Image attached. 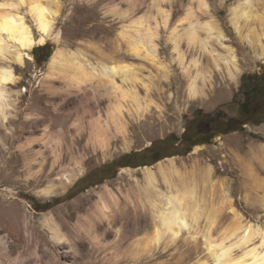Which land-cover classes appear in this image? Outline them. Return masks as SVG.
<instances>
[{
  "label": "rangeland",
  "instance_id": "rangeland-1",
  "mask_svg": "<svg viewBox=\"0 0 264 264\" xmlns=\"http://www.w3.org/2000/svg\"><path fill=\"white\" fill-rule=\"evenodd\" d=\"M41 1L57 11L45 43L49 59L33 55L45 44L27 50L33 58L7 39L0 51V69L13 73L0 99V264H215L206 235L224 240L233 259L253 249L264 253V122L257 123L264 118V90L251 100L244 129L219 132L189 152L185 145L217 110L239 115L242 75L264 72V56L257 54L264 52V0H252L242 34L231 18L245 0H207L203 8L198 0ZM30 2L0 0V11L20 14L39 37ZM213 20L222 42L235 50V78L184 34L192 21ZM144 44L156 48L150 57ZM211 45L226 53L220 43ZM58 48L89 73L67 61L55 71L50 59ZM105 64L130 66L132 77L117 75L116 89L95 76ZM193 79L204 90L197 98L189 95ZM117 109L126 123L121 130L111 117ZM223 127L216 123L213 130ZM155 150L172 155L151 162ZM66 172L75 174L73 182L52 193ZM192 180L198 217L177 238L161 234L154 212L163 205L159 193Z\"/></svg>",
  "mask_w": 264,
  "mask_h": 264
},
{
  "label": "bare ground",
  "instance_id": "bare-ground-1",
  "mask_svg": "<svg viewBox=\"0 0 264 264\" xmlns=\"http://www.w3.org/2000/svg\"><path fill=\"white\" fill-rule=\"evenodd\" d=\"M19 1L24 2V0H19ZM251 2L252 0H245L241 6L233 8V16L231 20L239 33H241L240 21L244 18L248 19L250 17V12L247 8L251 5ZM198 3L202 8L208 6L207 0H198ZM29 8L40 30L39 37H35L33 35L29 25L25 22L24 18L20 14H16L14 12L6 11V10L0 11V51L7 49L6 45L2 44L3 39H7V41H12L17 43L19 45L20 50L23 51L25 50L24 53L25 55H27L30 58H33L32 54L27 52V50L30 51L38 44H45L48 41V39L54 34V19L57 14V11L53 9L50 5L43 3L41 0H31ZM200 29L205 30L206 32L205 37H202L200 35L199 33ZM184 34L190 43L192 44L199 43L203 49L208 51V53L213 57L215 64L218 68H221L223 65L227 69L228 75L231 78H235L239 70L235 50L231 46L222 42V37L224 36L223 32L219 29L216 23H214V20L213 22L207 21L205 23H199V22L194 23L192 21L185 28ZM56 35L58 36L59 32ZM150 36L152 37V35ZM172 40L174 42L175 48H177L178 41L176 38V34L172 37ZM245 40L251 46L255 44L254 36L250 37L247 34L245 36ZM212 41H216L220 43L223 46V48L226 50V53L217 52V50L213 48L211 45ZM146 45L143 47L147 53V56L150 57L152 53L156 51V48L153 47L152 45H147V46ZM20 50H18L17 52V59L19 61H22L23 53ZM134 51L136 52V54L139 55L141 54V49L134 48ZM63 53L65 54V51L63 52L62 49L58 48L52 54L50 59V64L54 70L56 68L58 69L59 66L63 68V64H65L63 63V61H67L66 59H64L65 57L63 56ZM257 54L258 56L261 57L264 56L263 51L257 52ZM70 56L73 57L75 55L70 54ZM70 56L67 61L68 63L67 66L72 65L73 62L71 61L72 59H70ZM76 56L78 57L79 55ZM77 61L74 62L78 64L73 62L74 64L73 66L76 67V65H78L79 70L80 69L85 70L83 63L81 64L79 62L80 60L78 62ZM71 68L69 69L71 70ZM87 72L85 73L89 75L88 74L89 72L88 73ZM98 72L99 73L97 75L94 73L95 76L99 75V77L103 80L102 82L105 81L107 83H110L117 89L119 88V86L115 81L116 76L122 75L124 79H128L132 77L133 69L127 65L105 64L99 68ZM80 74L82 75V73ZM94 74L90 73L91 76ZM11 80H13L12 70L1 68L0 69V97H1L0 99H3L5 97L3 96L2 84H4L5 82L8 83V81ZM203 93H204L203 88H201L198 85L196 80L194 79L191 80V82L189 83V95L192 98H197ZM111 117L114 121L117 130H121L122 128H125L126 123L124 122L121 116L120 109L113 110L111 112ZM97 137H98V142L100 143L104 142L105 137L102 134L101 130L97 131ZM147 171H146L147 172L146 175H147L148 186L149 188H153L155 187V185L150 167H147ZM74 176L75 174L66 172L63 175V178L59 186L56 184L57 187L54 188L53 185H51L54 188V189L51 188V190L53 189L52 193H57L60 191V189L63 190L66 189L68 184L73 182ZM180 181H182V178H180ZM171 187L172 190H170L169 192L159 193V196L163 198V205L154 212H155V217L157 218L161 226V231L159 232H161V234L163 235L169 236L170 238H177L185 228L191 225L189 220L193 221L198 217L200 212V202L197 195V186L195 180H192L189 185H184L182 188H179L174 183L171 184ZM51 190L48 191L50 192ZM206 243H207V248L210 250L211 256L213 257V260L215 261V264H264V253L258 252L255 249L248 252L247 256L249 257L247 258L243 257L239 259H233L230 253L231 247L226 246L224 240H222L221 242H216L210 237V235H206Z\"/></svg>",
  "mask_w": 264,
  "mask_h": 264
},
{
  "label": "trees",
  "instance_id": "trees-1",
  "mask_svg": "<svg viewBox=\"0 0 264 264\" xmlns=\"http://www.w3.org/2000/svg\"><path fill=\"white\" fill-rule=\"evenodd\" d=\"M44 51V56L41 58V52ZM33 55L35 59L37 60H48L50 55H51V50L47 46V44L43 46H38L33 49ZM241 85L243 87L242 94L244 97L243 101H236L238 103V110H239V115L237 116H228L226 113L219 109L213 114H210L207 117V120L203 121L197 128L196 136L198 139L195 141H190L187 140L188 142L185 144L187 145V151L189 152L190 148H192L194 145L197 144H202L209 142L210 139L215 136L219 132H228L236 129L243 128L244 129V124L249 123V116L253 111V102L251 101L255 95L258 93H261V91L264 90V72L262 74H257V73H244L241 77ZM226 118V119H224ZM264 122V118L257 122L258 124ZM218 123L223 125V129L219 131L213 130L214 125ZM160 144V143H159ZM158 143H154L153 146L149 148V150L154 149L155 146H157ZM172 154H167L165 155L164 153L159 154V151L155 150L152 155V160L151 162H156L160 159H162L165 156H169ZM113 160L112 162L106 163L101 169H110L113 164L118 163V161L121 159ZM123 165H128V164H120L119 166ZM117 171H115L112 175V177L115 176ZM50 203H46L45 206L49 207Z\"/></svg>",
  "mask_w": 264,
  "mask_h": 264
}]
</instances>
